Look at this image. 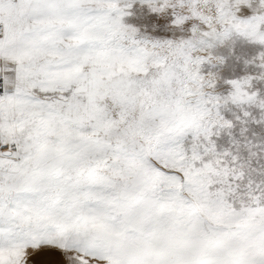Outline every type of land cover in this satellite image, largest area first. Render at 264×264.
I'll use <instances>...</instances> for the list:
<instances>
[{"label": "snow or ice", "instance_id": "snow-or-ice-1", "mask_svg": "<svg viewBox=\"0 0 264 264\" xmlns=\"http://www.w3.org/2000/svg\"><path fill=\"white\" fill-rule=\"evenodd\" d=\"M0 264H264V0H0Z\"/></svg>", "mask_w": 264, "mask_h": 264}]
</instances>
